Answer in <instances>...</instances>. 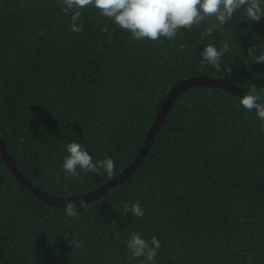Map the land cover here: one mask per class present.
<instances>
[{"label": "trees", "instance_id": "16d2710c", "mask_svg": "<svg viewBox=\"0 0 264 264\" xmlns=\"http://www.w3.org/2000/svg\"><path fill=\"white\" fill-rule=\"evenodd\" d=\"M62 7L60 0H0V132L22 171L55 195L108 182L79 169L66 176L67 143L82 144L94 162L110 157L115 177L182 79L255 85L264 102V63L248 51L260 54L264 18L236 13L204 39L208 22L149 42L87 8L82 30L72 32V13ZM223 41L230 50L217 72L200 53ZM240 99L208 85L180 93L137 170L78 207L79 218L67 224L63 207L27 190L0 155V264H141L144 257L132 259L122 243L133 232L160 241L156 264H264V123ZM137 201L142 218L121 216L123 203ZM76 240L82 247L69 244Z\"/></svg>", "mask_w": 264, "mask_h": 264}, {"label": "clouds", "instance_id": "9594fccd", "mask_svg": "<svg viewBox=\"0 0 264 264\" xmlns=\"http://www.w3.org/2000/svg\"><path fill=\"white\" fill-rule=\"evenodd\" d=\"M60 3L63 5L61 10L65 15L72 13V32L79 33L82 30V22L78 24V21H81L82 10L87 8L112 21L121 31L129 32L133 39L149 42L161 41V38L172 40L181 29L191 31L194 27L198 28L202 23L208 22L201 35V39H204L211 36L213 30L224 28L233 20L236 13H240L245 21L259 22L264 18V0H60ZM102 31L105 34L109 33L107 27ZM256 47L260 49V54L255 55L252 49L248 50L249 54L255 64L264 63V44ZM229 50L228 41H223L220 49L211 44L206 45L200 53V61L204 65H211L219 72L222 58ZM227 71L230 72V68ZM256 92L255 85H251L249 92L239 103L248 112L255 110L258 119L264 123V102ZM65 147L67 155L61 167L66 176L78 177L79 169L84 173L103 174L108 181L112 179L115 163L110 157L94 162L82 144L73 141L67 143ZM78 207L87 208V203L81 200L79 206L75 201L64 204L66 224L71 218H79ZM121 208L123 209L121 216L126 213H131L136 218L144 216L143 207L138 201L131 204L123 203ZM122 243L126 244L132 259L144 257L141 264H156L155 257L161 244L155 236L147 241L133 232ZM69 244L76 248L82 247L78 240L69 241Z\"/></svg>", "mask_w": 264, "mask_h": 264}, {"label": "water", "instance_id": "95a60500", "mask_svg": "<svg viewBox=\"0 0 264 264\" xmlns=\"http://www.w3.org/2000/svg\"><path fill=\"white\" fill-rule=\"evenodd\" d=\"M198 85H208L211 87H219L222 89H226L229 91L234 92L235 94L239 95L241 98L248 93L249 91L242 88L237 82H233L231 80L218 77V76H208V75H195L185 79L180 80L174 87H172L169 92L167 93L164 102L162 103L156 117L154 118L148 132L146 135V139L139 149L136 157L134 160L124 168L120 173H118L115 177H113L110 181L106 182L105 184L93 189L89 192L71 195V196H60L55 195L32 179H30L20 168L18 162L14 159L12 154L10 153L7 145L2 137L0 132V155L12 174L16 177V179L30 192L35 194L38 198L45 201L46 203L57 206V207H64L66 202L75 201L77 206L79 205L80 201L83 200L85 203L97 199L105 194L110 193L120 184H122L132 173H134L137 168L141 165L144 158L146 157L147 153L149 152L153 141L160 131L169 111L171 110L173 103L177 99V97L185 91L194 86ZM255 111V110H254Z\"/></svg>", "mask_w": 264, "mask_h": 264}]
</instances>
